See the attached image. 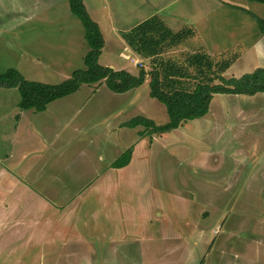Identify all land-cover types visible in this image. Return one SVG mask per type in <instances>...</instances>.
Wrapping results in <instances>:
<instances>
[{"label":"rangeland","instance_id":"rangeland-1","mask_svg":"<svg viewBox=\"0 0 264 264\" xmlns=\"http://www.w3.org/2000/svg\"><path fill=\"white\" fill-rule=\"evenodd\" d=\"M147 1L136 12L163 7L158 13L174 29L192 20L193 0ZM226 1L241 7L225 5L210 16L212 35L230 47L215 57H236L223 76L239 77L264 68V33L249 15L262 18L264 5ZM83 2L104 38L98 62L134 75L149 70L145 60L133 65L137 56L123 49L120 37L140 19L130 9L142 0ZM207 20L199 22L200 47L212 43ZM188 47L163 56L181 59L194 50ZM88 50L84 24L68 0H0V73L15 69L27 80L59 84L85 67ZM148 79L125 93L110 91L103 80L82 84L48 103L46 127L35 117L37 128L27 135L16 127L18 89L0 87V187L13 194L28 187L50 204L34 208L48 240L4 243L0 264H264V224L258 223L264 199L256 191L264 170V93L214 94L207 115L149 135L141 125H122L137 116L168 122ZM62 111L65 126L57 123ZM131 146L129 164L112 168Z\"/></svg>","mask_w":264,"mask_h":264},{"label":"trees","instance_id":"trees-1","mask_svg":"<svg viewBox=\"0 0 264 264\" xmlns=\"http://www.w3.org/2000/svg\"><path fill=\"white\" fill-rule=\"evenodd\" d=\"M264 5V0H255ZM70 11L79 17L85 27V40L89 50L84 55L83 69L59 84H47L25 79L17 70L0 73V87L17 88L21 110L42 111L58 98L74 93L82 84L104 81L114 93H125L147 78L150 96L166 106L169 120L157 125L153 120L137 116L122 125L143 126L149 135L161 134L176 129L182 123L205 116L214 94L255 95L264 93V68L258 67L239 77H224L236 57H215L203 50L186 52L181 59L164 57L169 49H176L193 35V30L184 28L173 32L157 17L139 24L124 34L133 52L148 61L149 70L140 68L137 75L126 70H114L98 62L104 47V38L98 24L90 17L83 0H68ZM259 30L264 33V16L256 18ZM143 130V131H144ZM132 147L123 152L112 167L126 166L131 159Z\"/></svg>","mask_w":264,"mask_h":264},{"label":"crops","instance_id":"crops-1","mask_svg":"<svg viewBox=\"0 0 264 264\" xmlns=\"http://www.w3.org/2000/svg\"><path fill=\"white\" fill-rule=\"evenodd\" d=\"M147 5H148V1L142 0L140 4L133 5L130 9V12L137 13L138 16H140L141 14L136 12L137 9L143 6L145 7ZM225 5L230 6L229 9L233 7V9L236 8L240 10V7H241L239 3H236L234 1H226V0L223 1L222 0L221 3H218V5H214V3L210 1L204 2L200 0H193L190 6V11H193V13L190 14L192 17V20L189 21L188 24H185L183 27L179 29H174L171 21H169V19H166V16L163 15L162 13H158L159 10L163 7H160V9H156L155 11H151V12L144 11L143 15H141L140 19H138L135 26L131 27L130 29L128 28L125 29L126 31L124 30L122 31V34L120 36L122 40L121 39L120 40H121V44L124 46L123 49L125 51H129L135 54L133 50L131 49V47L126 42L124 38V34L126 32H129L130 30H132L139 24L145 22L146 20H149L152 17H157L166 27H168L173 32L181 31L184 28H190L191 30H193V35H191L188 39H186L185 42H183V44L179 45L178 48L183 47V49H185L190 45L191 47H188V48H191L190 50L200 49L214 56H217V55L222 56V55L228 54L230 52L229 51L230 47L227 49L224 47L222 48L219 42L217 41L218 36L216 37V35L215 36L212 35L211 30L213 31L216 23L213 18L210 19V16L213 15L217 9H219L220 7H224ZM249 15L255 19L257 18L256 14L252 13L251 11L249 12ZM206 17H208V20L203 23H205L207 26L206 28L209 29L208 35L210 38H212V43L210 46L206 47L203 45L202 47H200L199 46V43H200L199 36L203 37V35H201L200 33L204 27L203 25H200L199 22L203 21L204 18ZM136 56H137V58H135L136 60H144L140 58L138 55ZM132 63L133 65H135L133 61ZM110 67L116 70L114 66H110ZM30 110L31 109L19 111V117L17 118L16 127L21 131V133L25 135H27V131L29 130V128H31V126L34 129L37 128V126L35 124L33 125V122H32V120L35 117H37V119L41 122L40 124L42 127H46L47 125L46 123L47 109H44L43 111H40V112H34V111L29 112ZM57 116H58L57 123L59 125L61 123H63L64 126L68 124L66 122L67 117H65V114L63 111L58 113ZM122 123L123 122H119L118 126H121ZM65 128L61 130L60 134H63V132L66 130ZM131 147L133 148V146ZM133 150L134 148L132 149V151ZM111 167H112V163H111ZM112 168H115V167H112ZM258 174H259L258 178L256 177V182H257L256 191L261 193L262 195H260V197L261 199L262 198L264 199V196H263L264 194V170L259 171ZM259 185L260 187L258 188ZM25 188H26L25 191L19 190L17 193L13 194L12 193L13 190L11 189L5 190L2 187H0V245L4 243L5 244L7 243V245L9 246H17V245H22V244L28 245L31 242V240L36 241V242H43V241L48 240L47 235H46L47 228L45 227L38 228L39 220L42 219L43 216L38 211H34V208L41 206L40 204H42L44 208H47L48 206H50V204L47 201H45L44 197H40L37 193L32 192L28 187H25ZM32 196H34L36 200H34ZM58 197L59 196L55 194L54 198H58ZM22 199H24L25 201L21 202ZM23 204L29 207L30 209L22 208L21 205ZM261 219H264V218H261ZM258 223L264 224V220H259Z\"/></svg>","mask_w":264,"mask_h":264},{"label":"built area","instance_id":"built-area-1","mask_svg":"<svg viewBox=\"0 0 264 264\" xmlns=\"http://www.w3.org/2000/svg\"><path fill=\"white\" fill-rule=\"evenodd\" d=\"M133 62H134L135 65H137V64L141 65L139 60L134 59Z\"/></svg>","mask_w":264,"mask_h":264}]
</instances>
